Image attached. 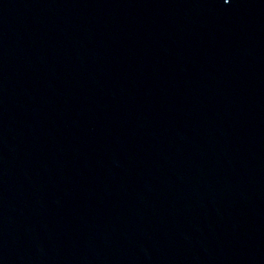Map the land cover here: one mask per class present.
Returning a JSON list of instances; mask_svg holds the SVG:
<instances>
[{
    "label": "water",
    "instance_id": "1",
    "mask_svg": "<svg viewBox=\"0 0 264 264\" xmlns=\"http://www.w3.org/2000/svg\"><path fill=\"white\" fill-rule=\"evenodd\" d=\"M0 264H264V0H0Z\"/></svg>",
    "mask_w": 264,
    "mask_h": 264
}]
</instances>
